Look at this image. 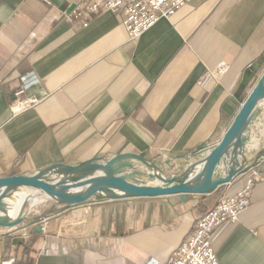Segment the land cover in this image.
Instances as JSON below:
<instances>
[{"label": "crops", "instance_id": "0c3cea01", "mask_svg": "<svg viewBox=\"0 0 264 264\" xmlns=\"http://www.w3.org/2000/svg\"><path fill=\"white\" fill-rule=\"evenodd\" d=\"M78 1L0 0V178L134 153L176 175L179 163L221 139L240 108L242 76L264 56V0H191L135 45L110 12L85 28L69 24L64 12ZM221 63L228 68L215 79ZM32 75L28 94L41 102L12 118V94ZM247 137L249 156L254 139L258 148L264 141V104ZM258 169L263 180L254 182L250 205L212 233L219 264H264V161ZM247 175L187 202H95L64 220L0 229V264H166L195 219ZM39 214L47 215L30 213Z\"/></svg>", "mask_w": 264, "mask_h": 264}, {"label": "water", "instance_id": "95a60500", "mask_svg": "<svg viewBox=\"0 0 264 264\" xmlns=\"http://www.w3.org/2000/svg\"><path fill=\"white\" fill-rule=\"evenodd\" d=\"M72 7L73 5L69 11L72 10ZM242 77V81L234 94V99L237 100L240 108L235 113L232 123L222 133L221 139L216 144L207 148L206 151H201L202 148H200L198 152L194 153L193 160H204L207 168L204 182L199 187L189 186L188 182L180 177L181 174L179 176L167 175L162 164L147 161L135 153L120 154L119 156H98L82 164L69 165L62 163L53 165L37 171L33 176L21 172L0 178V207L4 203L5 190L13 184L30 185L37 188L42 196L64 199L65 202L53 201L73 208L95 202H116L136 198L178 197L179 201L187 202L189 196H208L209 193L231 183L234 178L248 173L252 168L258 167L259 162L264 161V141L249 156L246 151V143L250 141L247 133L250 131L251 121L258 105L264 104V56L257 63L249 65ZM236 151L240 152L242 157L237 162V169L223 178L217 175L216 170L220 166L219 164L225 161L232 152ZM132 161H138L140 166L133 167ZM54 167H64L74 174L64 179L68 185L63 189H58L52 183L44 180L47 172ZM95 170H110V174L87 177V174ZM77 172L81 173L78 174ZM262 180V176L254 177L256 183ZM77 188L84 189L76 195L67 194L68 191ZM106 190H116L122 193L112 195L107 199L95 197ZM29 202L28 197L23 199L20 214L15 219L0 216V229H8L7 232L12 233L20 228L26 229V227L35 226L38 220L48 219V215L44 214L32 218L30 215L32 210L27 211ZM35 230L40 233L43 229L38 225Z\"/></svg>", "mask_w": 264, "mask_h": 264}, {"label": "built area", "instance_id": "2783aa9c", "mask_svg": "<svg viewBox=\"0 0 264 264\" xmlns=\"http://www.w3.org/2000/svg\"><path fill=\"white\" fill-rule=\"evenodd\" d=\"M189 1L191 0H80L73 5L71 11L64 12V18L74 27L85 28L88 20L101 11L116 14L125 30L127 43L135 45L159 19L171 18ZM227 68L226 64L221 63L212 73L213 78L219 79ZM19 84L8 106L12 118L41 102L40 98L28 94L30 88L36 84L33 75L22 78ZM247 174V181L241 189L233 195H224L195 219L192 230L166 264H219L211 236L224 223H236L239 214L250 205L254 177L259 175L258 167L252 168Z\"/></svg>", "mask_w": 264, "mask_h": 264}, {"label": "bare ground", "instance_id": "6f19581e", "mask_svg": "<svg viewBox=\"0 0 264 264\" xmlns=\"http://www.w3.org/2000/svg\"><path fill=\"white\" fill-rule=\"evenodd\" d=\"M251 133V132H250ZM252 134V133H251ZM250 135V134H249ZM254 139V137H253ZM251 139V140H253ZM259 141V140H258ZM249 143V142H248ZM251 144V143H250ZM258 142L257 140L252 142L250 148H258ZM241 154L240 152H232L225 161H222L218 169L216 170V174L220 177H226L232 172H234L237 169V162L241 160ZM203 159V158H202ZM200 161V162H198ZM199 163V164H197ZM133 167H139L140 163L138 161H132ZM206 165L204 163V160H197L186 169L185 173H182L180 177L184 178L185 181L188 182V185L191 187H199L204 182L205 174H206ZM36 172L29 173L27 175L33 176L36 174ZM78 174L81 172H77ZM110 174V170H95L91 171L89 174H87V177H93L98 175H104ZM74 175L73 173H70L66 168L62 167H54L50 171L47 172V174L44 176V180L46 182L52 183L56 188L63 189L68 184H66L67 181H64L66 177H70ZM77 175V174H76ZM84 188H77L75 190L68 191L67 193L69 195H76ZM122 192L116 191V190H106L103 193L97 194L96 198H106L111 197L112 195H120ZM25 197H28L29 206L27 208V211L34 210L35 207L43 204L44 202L48 201V199H51L49 196H42L39 190L35 187H32L30 185H18L13 184L10 185L5 190V196L3 197V205L0 207V216L2 217H8L10 219H15L20 214V207L23 202V199ZM64 200V199H63Z\"/></svg>", "mask_w": 264, "mask_h": 264}, {"label": "rangeland", "instance_id": "374dc122", "mask_svg": "<svg viewBox=\"0 0 264 264\" xmlns=\"http://www.w3.org/2000/svg\"><path fill=\"white\" fill-rule=\"evenodd\" d=\"M195 161H197V160H193L189 163H179L178 167L175 169L176 176H179V174L185 173L186 169L191 165V163H193ZM27 174H29V173H27ZM53 200L60 201L61 199L52 198V200H48V201L44 202L43 204L35 207L34 210H37L40 213L44 212L50 217H57V219H59V220H64V217L69 216L72 212H74L76 209H78V207L82 206V205H80L78 207L73 208V207H69L66 205H60L59 203H57ZM61 201H64V200H61ZM71 236H73V235H71ZM74 236H78V235H74Z\"/></svg>", "mask_w": 264, "mask_h": 264}, {"label": "trees", "instance_id": "16d2710c", "mask_svg": "<svg viewBox=\"0 0 264 264\" xmlns=\"http://www.w3.org/2000/svg\"><path fill=\"white\" fill-rule=\"evenodd\" d=\"M27 248H28L27 246H26V247H24V249H23V251H22V254H21V255H23V254L25 253V251L27 250ZM15 262H16V264H21V263H23V262H22V260H21V261H18V260H16ZM29 264H31V263H29Z\"/></svg>", "mask_w": 264, "mask_h": 264}]
</instances>
